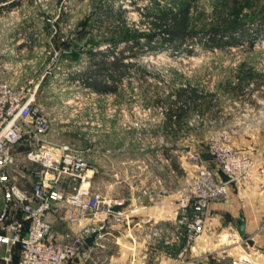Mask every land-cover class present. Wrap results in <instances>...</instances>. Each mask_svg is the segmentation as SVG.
Listing matches in <instances>:
<instances>
[{
  "label": "rangeland",
  "instance_id": "rangeland-1",
  "mask_svg": "<svg viewBox=\"0 0 264 264\" xmlns=\"http://www.w3.org/2000/svg\"><path fill=\"white\" fill-rule=\"evenodd\" d=\"M179 1L4 0L0 3V59L6 65V76L16 87L29 88V96L48 113L50 128L45 138L68 145L85 158L89 168L97 167L94 181L98 190L94 192L103 197L126 202L131 185L141 182L142 170L153 166L159 169L163 155L175 150L182 156L177 160L186 168L178 178L179 197L197 169L189 151L207 152L213 137L236 149L247 150L257 158L264 151V80L249 79L239 92L222 90L226 80L231 85L238 82L236 74L243 62L264 74V26L261 27L259 17L264 15V0H250V4L241 0L239 4L240 17L250 22L256 16L251 27H260L252 47L244 36L237 44L222 49L204 48L194 42L193 46L184 45L176 51L166 45L154 49L146 44H136L130 50L133 41L124 39H119L118 47L113 48L110 39L119 35L118 27H126L131 35L138 37L136 40L145 41L141 33L153 31L155 13ZM223 3V0H199L195 8L205 13L200 22L211 21L214 9ZM87 21L98 23L88 31ZM185 47L192 48L194 53H188ZM90 48L111 51L106 57L110 61L113 55H122L129 64L119 78L98 76L99 80L106 77L109 84L116 83L115 92L97 91L82 81V77L93 72L89 69ZM98 58L97 55L94 59ZM187 85H196L205 92L218 91L212 101L216 100L218 105L204 114L187 115L184 121L189 127L180 130L173 139L163 132L161 123L167 105L175 99V89ZM26 152L27 147L22 146L14 150L17 161L11 174L18 187L22 184L30 191L34 177ZM72 184L66 178L63 186L70 192ZM231 240L232 246L237 241L247 245L237 232ZM78 256L67 264H73Z\"/></svg>",
  "mask_w": 264,
  "mask_h": 264
},
{
  "label": "built area",
  "instance_id": "built-area-1",
  "mask_svg": "<svg viewBox=\"0 0 264 264\" xmlns=\"http://www.w3.org/2000/svg\"><path fill=\"white\" fill-rule=\"evenodd\" d=\"M5 69L0 59V189L5 205H17L29 224L22 233L23 224L19 220L9 221L5 207L0 215V259L11 264L14 247L19 245L18 264H67L84 252L86 237L100 231L101 226L82 225L71 240L60 242L53 229L52 216L63 212L72 222L90 216L103 224L110 216L119 220L123 210L112 211V206L125 202L89 191L87 171L90 168L85 158L68 145L56 144L44 137L50 128L48 113L29 96V88L14 85ZM23 143L27 144L26 157L32 162L31 193L20 190L12 181V167L17 161L13 149ZM202 153L212 154L213 158L205 159ZM189 154L197 169L177 199L175 241L182 237L193 241L206 230L209 206L213 201L227 199L229 184L252 186L258 177L264 176V151L257 158L219 137L209 140L207 152L190 150ZM210 161L215 164H206ZM217 167L231 177L228 182L222 181ZM66 178L73 181L70 192L63 186ZM226 254L223 251L213 264H223ZM231 264L253 263L245 258L233 260Z\"/></svg>",
  "mask_w": 264,
  "mask_h": 264
},
{
  "label": "crops",
  "instance_id": "crops-1",
  "mask_svg": "<svg viewBox=\"0 0 264 264\" xmlns=\"http://www.w3.org/2000/svg\"><path fill=\"white\" fill-rule=\"evenodd\" d=\"M21 146L27 147V144L16 146L13 153ZM178 154L177 150L168 151L163 155L164 160L160 159L159 169L153 166L141 171V182L131 185L125 196L130 204L117 221L110 216L101 224L98 218L88 216L72 222L63 212L52 216L53 229L60 242L71 240L82 225L101 226L95 244H83L82 251L88 255L85 257L84 252L79 253L73 264H213L223 251L227 253L223 264L245 258L253 264H264V176L258 177L252 186L229 184L227 199L210 204L206 230L193 241H187L185 237L175 241L178 178L186 170L177 160L182 158ZM97 170L96 166L89 169L90 192L98 190L94 181ZM19 188L26 193L32 192V188L29 191L22 184ZM5 207L8 220H19L24 233L29 222L17 205H5L0 189V215ZM242 218L245 233L254 243L244 245L237 241L232 246L231 237L235 232L239 233ZM19 257L20 246L17 245L11 264H18ZM0 264L6 262L0 259Z\"/></svg>",
  "mask_w": 264,
  "mask_h": 264
},
{
  "label": "trees",
  "instance_id": "trees-1",
  "mask_svg": "<svg viewBox=\"0 0 264 264\" xmlns=\"http://www.w3.org/2000/svg\"><path fill=\"white\" fill-rule=\"evenodd\" d=\"M4 0H0V3ZM223 6H217L214 9L212 20L208 23L200 22L204 18L205 13L203 10H198L197 7L199 0H180L179 3L165 5L155 13L154 20L151 27L153 31L149 33H141V37H145V41L136 40L138 37L131 35V31L126 27H118L119 35L111 38L113 48L118 47V40H132L133 43L129 44V49L133 50L136 44H146L149 48H164L170 46L174 51L183 49V46H193L194 42L200 43L204 48H224L228 45H235L240 41L241 37H248L250 40V47L254 45L258 28L253 29L256 16L252 21L240 17L241 9L239 7L241 0H223ZM244 3L250 4V0H243ZM16 4V3H14ZM228 7V9H227ZM195 9V13L193 11ZM262 26H264V15L259 16ZM100 22V20H97ZM87 21L88 31H91L94 24ZM91 26V27H90ZM256 31V32H255ZM138 33V32H137ZM138 35V34H137ZM188 53H194L191 48L185 47ZM89 69L93 72L86 78L82 77L84 83L89 84L93 89L101 92H115L117 90L116 83L109 84L106 77L102 80L98 76H112L115 78L121 75L128 69L129 64L123 61V56L113 55L112 61L106 57L111 54V51H100L89 49ZM124 54V50L121 51ZM100 56L97 60L94 58ZM238 82L231 85V81L226 80L223 83L222 90L229 91H243V84L247 80L252 79L255 81H263L264 74L257 73L255 70L248 66L245 62L238 66L237 74ZM144 78V74L141 75ZM106 78V79H105ZM218 91L205 92L198 86H182L175 89V99L170 102L165 110V119L161 123V129L165 134L170 135L173 139L177 136L180 130L188 128L189 126L184 121L187 115L191 112L199 114L207 113L211 107L218 105L216 99ZM160 101V99L158 100Z\"/></svg>",
  "mask_w": 264,
  "mask_h": 264
},
{
  "label": "water",
  "instance_id": "water-1",
  "mask_svg": "<svg viewBox=\"0 0 264 264\" xmlns=\"http://www.w3.org/2000/svg\"><path fill=\"white\" fill-rule=\"evenodd\" d=\"M187 150L189 151L190 147H188ZM202 157L205 159H212L213 155L209 154V153H202ZM216 172L218 173V175L220 176V178L222 179L223 182H228L231 179V177L227 173H225L221 167H217ZM128 204H130L129 201H126L123 204H115L112 206V211L121 212L125 207L128 206ZM238 232H239V235L241 237H243L247 240L248 243H250V244L254 243L253 240L250 237H248L245 233V220H244V218L241 219V223L238 225ZM99 233L100 232L98 230L94 231L92 234H90L89 236L86 237L85 242L89 246H93L95 244L94 243L95 239Z\"/></svg>",
  "mask_w": 264,
  "mask_h": 264
}]
</instances>
